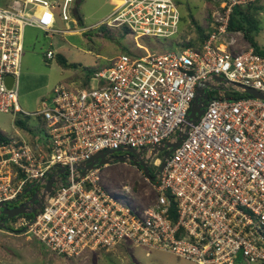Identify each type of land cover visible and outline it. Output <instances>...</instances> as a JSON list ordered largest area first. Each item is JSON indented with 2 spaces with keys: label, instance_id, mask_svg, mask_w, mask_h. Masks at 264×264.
I'll list each match as a JSON object with an SVG mask.
<instances>
[{
  "label": "built area",
  "instance_id": "1",
  "mask_svg": "<svg viewBox=\"0 0 264 264\" xmlns=\"http://www.w3.org/2000/svg\"><path fill=\"white\" fill-rule=\"evenodd\" d=\"M239 2L224 0L211 12L210 32L198 45L154 53L137 44L143 52L117 54L94 73L103 83L55 85L30 113L19 106L16 80L24 29L59 34L55 12L77 22L76 0L0 6V112L37 122L31 140L0 141V203L23 205L31 215L19 221L26 234L65 258L131 242L192 264H264V99L246 91L264 94V56L241 40V30L228 28ZM180 4L121 0L104 25L170 38L181 30ZM7 75L14 77L10 88ZM196 103L201 114L192 123ZM98 153L108 162L97 158L88 167ZM132 160L145 163L153 180ZM118 162L134 166L152 201L141 204L132 180L119 189L103 183L102 169ZM5 221L0 228L9 232Z\"/></svg>",
  "mask_w": 264,
  "mask_h": 264
},
{
  "label": "rangeland",
  "instance_id": "2",
  "mask_svg": "<svg viewBox=\"0 0 264 264\" xmlns=\"http://www.w3.org/2000/svg\"><path fill=\"white\" fill-rule=\"evenodd\" d=\"M9 0H0L4 4ZM224 0H180L182 23L180 34L170 38L133 37L125 28L105 27L109 14L119 5L121 0H80L76 8L82 24L72 21L64 22L55 12L56 22L53 26L57 33H45L41 29L26 27L23 32V52L17 77L18 103L21 109L30 113L41 107V101L51 96L55 85L63 84L72 87H87L91 82L98 86L102 79L94 73L108 64V59L117 54L143 52L137 49V44L144 45L148 51L161 53L166 50L179 49L172 40L197 39L195 26L208 31L211 12L219 7ZM239 5L254 3L258 13V32L253 34L260 49L264 48V0H238ZM238 5V4H236ZM102 21V22H101ZM195 21V23H194ZM70 27L71 30L63 33ZM245 44L248 40L242 36ZM178 41V40H177ZM172 42V43H171ZM180 42V41H178ZM242 42V43H243ZM173 44V46H172ZM179 44V43H178ZM51 49L53 57L48 60L45 52ZM62 54L67 61L74 62L77 69L61 68L55 55ZM213 94V93H212ZM26 125L36 126L34 116L17 115ZM15 117L11 113L0 112V130L7 135H13ZM21 130V129H20ZM32 137L29 135V140ZM124 154V153H122ZM119 154L115 152L114 157ZM153 170V167H149ZM103 183L119 189L121 185L134 182L133 191L142 205L153 200L154 193L149 185L142 180L134 166L126 167L121 162L110 164L102 169ZM140 179V181H139ZM129 184V183H128ZM123 190V189H120ZM26 196H29L26 193ZM4 215H0V220ZM22 218H31L30 214L20 213L5 222L9 232L0 228V264H192L163 251L147 247H135L131 242L115 247L110 251L85 252L81 258H65L55 255L37 239L26 234L19 226ZM148 253V255H146ZM237 264H242L238 260Z\"/></svg>",
  "mask_w": 264,
  "mask_h": 264
},
{
  "label": "trees",
  "instance_id": "3",
  "mask_svg": "<svg viewBox=\"0 0 264 264\" xmlns=\"http://www.w3.org/2000/svg\"><path fill=\"white\" fill-rule=\"evenodd\" d=\"M7 2L4 4H0V6H6ZM79 2H80V0H76V6ZM258 8L259 7H256L253 2L248 4V5H239V4L234 5L231 9L230 14H229L228 28L230 30H241L244 37L248 40L250 45L253 47L254 51L257 52L258 54L264 56V48L260 49V47L257 45L254 37L252 36L256 32H258V23H259V21H258L259 19L257 18L258 17V13H257ZM75 15H76L77 22L79 24H82L79 12H78L76 7H75ZM194 23H195V21H194ZM105 27H107V26L105 25ZM114 28H120V29L125 28L128 32V29L125 26H119V27H114ZM195 29H196L197 34H198L197 39H191L187 43H183V42L179 43L178 45L180 47H185L187 45H190V46L198 45L208 36V34L210 32V28L208 29V31H206V30L200 28L199 26H195ZM179 37H181V36H179ZM55 59H56L57 64L61 68L77 69V67H78L74 62L67 61V59L62 54L57 53L55 55ZM14 124L19 128H24V126L26 125L18 117L14 120ZM0 141H7V139L4 136H1V134H0Z\"/></svg>",
  "mask_w": 264,
  "mask_h": 264
},
{
  "label": "water",
  "instance_id": "4",
  "mask_svg": "<svg viewBox=\"0 0 264 264\" xmlns=\"http://www.w3.org/2000/svg\"><path fill=\"white\" fill-rule=\"evenodd\" d=\"M74 16L76 17V15H75V11H74ZM215 78H216L217 80L220 79L219 77H216V76H215ZM13 80H14V77L11 76V75H7V76L5 77L6 86H7L8 88L11 87ZM197 90H198V91H201V88H200V87H197ZM246 91H247L249 94L253 95V96H256V97H258V98L264 99V94L259 93L258 91L254 90V89L246 88ZM200 114H201V109H200L199 105H198L197 103H196V104H193V106L191 107V110H190L189 121L192 122V123L195 122V121L198 119V117L200 116ZM179 141H180V138L177 139V140H176L175 142H173V143H168L167 146L170 147V149H169L168 152H166L165 155H167V154L170 152V150H172V149H173V148L179 143ZM116 151H118V150H116ZM129 151L133 153L132 150H129ZM113 152H114V151H111L110 153H113ZM97 158H100V160H99V164H104V163H107V162H108L107 159L104 158V153H98V154L94 155V156L90 159V163H89L88 167H92L94 161H95ZM112 158H113V159H116L117 161H123V160H124L123 157L120 156V155H118V156H116V157H114V156L112 155ZM132 162H133V164L139 165V166L141 167V169L143 170V173H144L145 175L149 176V174H148V169H147L145 163H143L142 161L137 162L136 160H132ZM162 166H163V164H161L160 167H162ZM149 178H150L151 180H153V177L149 176ZM51 182H52V179H50V180L47 182L46 189L49 190ZM26 191H28V189H26ZM34 199H35V196L32 197V198L30 199V201L33 202ZM24 212H25V209H24L23 205H18V206H14V207H9L8 205H6V204H4V203H0V214L4 215V218L0 220V227H5L4 224H3L2 222H4L6 219H8V218H12V217H14V216H16V215H18V214H20V213H24Z\"/></svg>",
  "mask_w": 264,
  "mask_h": 264
},
{
  "label": "crops",
  "instance_id": "5",
  "mask_svg": "<svg viewBox=\"0 0 264 264\" xmlns=\"http://www.w3.org/2000/svg\"><path fill=\"white\" fill-rule=\"evenodd\" d=\"M48 60H50V59H48ZM28 126H31V125H25L24 128H19V127H17L14 124V126H13L14 127L13 135H7L6 132H4L2 130H0V134H1V136H4L6 139H10V138L20 139V138H24V140L29 141V135H31V137H34L35 131H37V129H36L37 125L33 126V127H30V128Z\"/></svg>",
  "mask_w": 264,
  "mask_h": 264
},
{
  "label": "flooded vegetation",
  "instance_id": "6",
  "mask_svg": "<svg viewBox=\"0 0 264 264\" xmlns=\"http://www.w3.org/2000/svg\"><path fill=\"white\" fill-rule=\"evenodd\" d=\"M115 153V152H114ZM114 153H112V155L114 154ZM118 153V152H117ZM1 215V214H0Z\"/></svg>",
  "mask_w": 264,
  "mask_h": 264
},
{
  "label": "clouds",
  "instance_id": "7",
  "mask_svg": "<svg viewBox=\"0 0 264 264\" xmlns=\"http://www.w3.org/2000/svg\"><path fill=\"white\" fill-rule=\"evenodd\" d=\"M7 220V219H6Z\"/></svg>",
  "mask_w": 264,
  "mask_h": 264
}]
</instances>
